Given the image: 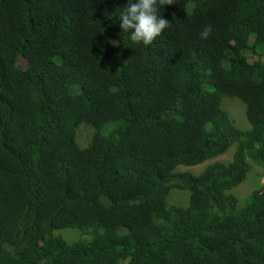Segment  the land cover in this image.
<instances>
[{"label": "trees", "instance_id": "obj_1", "mask_svg": "<svg viewBox=\"0 0 264 264\" xmlns=\"http://www.w3.org/2000/svg\"><path fill=\"white\" fill-rule=\"evenodd\" d=\"M127 3L0 0V264H264V186L230 193L264 170V63L245 55H264V0H165L148 46L120 28Z\"/></svg>", "mask_w": 264, "mask_h": 264}, {"label": "rangeland", "instance_id": "obj_2", "mask_svg": "<svg viewBox=\"0 0 264 264\" xmlns=\"http://www.w3.org/2000/svg\"><path fill=\"white\" fill-rule=\"evenodd\" d=\"M116 45L117 42L113 41ZM253 43V41H252ZM245 55L248 57V62L250 64H254L258 61H262L264 63V55L259 53L255 54L252 51L245 52ZM123 63V60L119 56L113 58L109 65L111 67H119ZM18 66L26 70L28 68V61L21 57L19 58ZM74 92H79L78 88L73 89ZM222 108L227 112L231 121L233 122L234 126L242 131L248 132L251 130L250 124L247 120L246 116V106L241 103L239 100L226 98L223 102ZM120 126L119 123H110L106 125L103 130V135H109L114 129H117ZM77 135V143L81 148H87L94 135L95 130L89 126L81 125L76 131ZM235 149H232L228 154L216 159L214 162H221V163H229L232 160L233 153ZM214 162H209L203 166L194 167V168H186L180 167L177 169V173H193L195 175L201 174L207 166ZM264 186V170L253 165L252 171L250 172L247 181L241 185L239 188L231 191L233 195H235L239 201L240 206H244L246 200L252 195L253 192L260 190ZM190 194L189 192L179 191V190H172L168 195V202L172 205H177L181 207H187L189 204ZM60 234L70 243L78 241L82 235L80 232L75 230H62Z\"/></svg>", "mask_w": 264, "mask_h": 264}, {"label": "clouds", "instance_id": "obj_3", "mask_svg": "<svg viewBox=\"0 0 264 264\" xmlns=\"http://www.w3.org/2000/svg\"><path fill=\"white\" fill-rule=\"evenodd\" d=\"M165 0H128L127 6L118 15L120 28L134 43L151 45L163 32L172 26L171 22L158 13V5ZM213 27L208 24L200 31L203 40L209 39Z\"/></svg>", "mask_w": 264, "mask_h": 264}]
</instances>
